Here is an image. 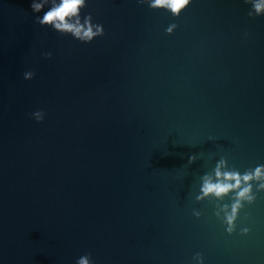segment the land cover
Instances as JSON below:
<instances>
[{
  "label": "water",
  "instance_id": "obj_1",
  "mask_svg": "<svg viewBox=\"0 0 264 264\" xmlns=\"http://www.w3.org/2000/svg\"><path fill=\"white\" fill-rule=\"evenodd\" d=\"M86 3L104 28L89 44L0 0V264H264V193L232 235L217 201L195 200L221 157L264 165V17L244 0H192L179 18Z\"/></svg>",
  "mask_w": 264,
  "mask_h": 264
},
{
  "label": "clouds",
  "instance_id": "obj_2",
  "mask_svg": "<svg viewBox=\"0 0 264 264\" xmlns=\"http://www.w3.org/2000/svg\"><path fill=\"white\" fill-rule=\"evenodd\" d=\"M140 5H147L153 11H166L173 17L180 15L190 6L192 0H137ZM250 5L248 17L256 19L264 17V0H244ZM87 7L86 0H31L30 8L35 16V23L42 28H51L61 36H71L81 43L89 44L98 37L104 35L101 24L92 22V15L81 16ZM40 13H43L41 16ZM177 28L176 24H170L166 29L167 35H172ZM51 52L45 53L44 57L50 59ZM34 71L23 74L25 80H32ZM32 117L38 122L44 119L42 111L32 113ZM197 160L196 155L188 159L190 166ZM200 194L196 195L197 203L204 200L217 201L214 215L225 226L227 234L232 235L236 231V222L244 205H252L256 202V193H264V165H257L254 169H248L240 173L236 169H229L226 158L221 157L211 173L204 174L201 178ZM255 185V192L253 186ZM231 196V204H221L226 197ZM193 215L199 219L202 212L193 210ZM250 229H241V235H248ZM195 264H203L204 258L201 253L193 257ZM76 264H93L91 254L81 256Z\"/></svg>",
  "mask_w": 264,
  "mask_h": 264
}]
</instances>
